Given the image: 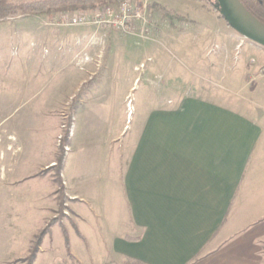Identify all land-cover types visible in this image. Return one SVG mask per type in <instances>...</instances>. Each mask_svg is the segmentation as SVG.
I'll list each match as a JSON object with an SVG mask.
<instances>
[{"label":"crops","instance_id":"1","mask_svg":"<svg viewBox=\"0 0 264 264\" xmlns=\"http://www.w3.org/2000/svg\"><path fill=\"white\" fill-rule=\"evenodd\" d=\"M154 1L188 15L204 42L209 28L188 13L202 16V8ZM44 31L30 36L54 39ZM61 43L64 52V36ZM251 76V92L264 96V76ZM136 80L107 84L106 92H121L115 98L77 103L60 166L69 216L49 225L32 264H264V112L181 95L177 79L146 86L134 103ZM56 225L74 241L64 258L39 263L46 245L53 251Z\"/></svg>","mask_w":264,"mask_h":264},{"label":"rangeland","instance_id":"2","mask_svg":"<svg viewBox=\"0 0 264 264\" xmlns=\"http://www.w3.org/2000/svg\"><path fill=\"white\" fill-rule=\"evenodd\" d=\"M5 1L25 7L50 0ZM99 1L91 8L65 11L91 15L111 6L118 12V5L127 1L133 15L128 28L62 26L60 11L17 10L0 20V264H25L52 206L56 221L69 216L60 166L81 98L91 102L115 98L121 92H106L107 84L123 85L137 77L139 86L132 90L136 103L146 86L177 85V79L183 84L176 92L181 95L219 100L254 115L264 112L259 107L264 96L250 90L258 82L251 74L264 76L260 71L264 57L259 55L264 47L233 30L221 17L216 0H191L202 8V16L189 10L190 18L209 28L203 43L196 39L203 33L192 26L195 21L154 0ZM47 29L54 39L31 37ZM58 36L65 38L64 52ZM82 81L87 83L81 87ZM238 85L242 87L235 91ZM50 160L55 162L45 167ZM70 239L54 226L53 251L46 245L39 263L52 255L64 258L73 233Z\"/></svg>","mask_w":264,"mask_h":264},{"label":"trees","instance_id":"3","mask_svg":"<svg viewBox=\"0 0 264 264\" xmlns=\"http://www.w3.org/2000/svg\"><path fill=\"white\" fill-rule=\"evenodd\" d=\"M102 2L105 1H118V0H101ZM244 7L259 21L264 24V1L263 0H253V1H243L240 0ZM100 2L99 0H50L45 1L43 3H38L35 5H28V6H15L11 3L6 2L5 0H0V20H3L9 16H14L17 10H27L34 13H52L57 11H65V10H76L78 7H85L91 8L94 7L97 3ZM72 120L69 119V126ZM56 218H52L51 221L43 228L37 238L32 250L26 257L25 264H32L38 247L41 243L42 237L47 233L49 229V225L54 223ZM53 221V222H52Z\"/></svg>","mask_w":264,"mask_h":264},{"label":"built area","instance_id":"4","mask_svg":"<svg viewBox=\"0 0 264 264\" xmlns=\"http://www.w3.org/2000/svg\"><path fill=\"white\" fill-rule=\"evenodd\" d=\"M118 7V12H115L113 7L106 6L100 11L99 9H96L91 15L84 11H60L58 12V24L62 26L102 24L103 27L111 26L124 30L128 28L127 26L133 15L131 14V8L127 1L120 3ZM260 71L264 74V64L260 67ZM64 150H69V147L66 145Z\"/></svg>","mask_w":264,"mask_h":264},{"label":"water","instance_id":"5","mask_svg":"<svg viewBox=\"0 0 264 264\" xmlns=\"http://www.w3.org/2000/svg\"><path fill=\"white\" fill-rule=\"evenodd\" d=\"M221 17L244 38L264 47V24L240 0H216Z\"/></svg>","mask_w":264,"mask_h":264}]
</instances>
